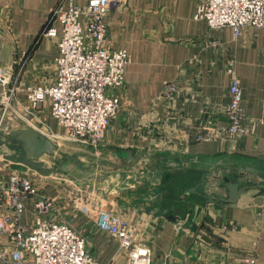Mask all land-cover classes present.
I'll return each instance as SVG.
<instances>
[{
	"label": "crops",
	"instance_id": "0c3cea01",
	"mask_svg": "<svg viewBox=\"0 0 264 264\" xmlns=\"http://www.w3.org/2000/svg\"><path fill=\"white\" fill-rule=\"evenodd\" d=\"M119 1L106 19V42L111 49L128 51L131 60L125 70L124 86L109 91L112 95L120 94L124 105L109 126L101 150L109 152L121 174L129 173L126 180L134 174L129 170L135 165L122 168L124 161L118 156L119 151H133L135 155L147 152L158 159L160 164L152 165L161 172L178 162L179 166L170 171H178L174 184L188 183L184 187L188 195L175 199L166 192L165 202L168 200L170 205L180 202L184 206L180 215L174 211L175 215L166 211L169 206L160 200L159 206H152L148 199L145 203L144 196L140 197L130 186L121 196L122 183L117 180L118 185L114 186L117 189L110 195L113 198L110 209L132 225L137 241L151 248L153 264H227L217 261L223 256L222 251L215 254L204 246L201 234L205 232L195 225L194 203L202 201L201 208L196 204L197 216L207 210L219 222V228H213L207 224L210 221L207 218L205 225L220 236L223 247L230 246L243 264L248 253L256 255L257 264H264V195L250 190L236 205H220L206 204L204 198L186 192L198 187L200 193L206 194L200 190L199 178L202 181L212 175L215 178L219 172L229 173L220 174L222 179L264 183V30L248 27L239 38H235L231 28L213 30L206 20L196 19L197 4L193 0ZM75 3L85 7L88 0ZM68 7L66 0H0V76L9 80L11 90L15 89L14 105L28 106L27 89L56 81L58 40L44 33L53 13ZM234 78L241 83L243 127L247 132L201 139L215 126L227 125L229 87ZM170 83H176L178 91L164 97V89ZM5 90L7 87L0 84V97ZM50 113L47 101L34 112L40 124L32 125L49 138V133H57L54 129L57 121ZM42 122L45 128L40 126ZM41 161L48 167L44 157ZM4 162L0 165V216L15 219L16 213L3 203L7 199L3 192L8 191L14 179H29L37 192L26 202L27 210L20 217L23 225L29 228L40 217L66 222L84 237L88 251L100 262L128 264L127 254L115 240L98 230L94 217L80 212L77 203L67 202L69 195L55 180L57 175L29 176L12 170L11 164ZM119 162L122 164L117 166ZM241 168L259 170V176L243 173ZM158 176L150 174L149 182L153 183ZM208 183L206 188H211L213 182ZM227 195L226 189L223 197ZM42 199L54 203L47 214L35 209L36 201ZM213 207L224 210L221 213L211 210ZM169 217L179 221H171ZM231 223L238 228H230ZM185 225L190 226L189 230L184 229ZM9 247L8 237L1 236L0 252ZM203 247L206 248L202 250Z\"/></svg>",
	"mask_w": 264,
	"mask_h": 264
},
{
	"label": "built area",
	"instance_id": "2783aa9c",
	"mask_svg": "<svg viewBox=\"0 0 264 264\" xmlns=\"http://www.w3.org/2000/svg\"><path fill=\"white\" fill-rule=\"evenodd\" d=\"M66 1L69 7L53 13L44 33L46 37L58 40L56 81L26 90L29 108L22 111V117L27 119L35 115L34 112L49 100L51 116L66 135L85 145L100 147L124 105L120 94L112 95L109 91L124 86L125 70L131 60L128 51L111 49L106 42V19L121 1L88 0L85 7L78 6L75 0ZM193 1L197 4L196 19L206 20L213 30L231 28L235 38L248 27L264 30V0ZM0 84L7 87L2 98L3 105L7 104L5 110H8L16 101L13 97L15 89L9 88L6 77L0 76ZM177 91L178 85L170 83L163 94L169 97ZM229 92L227 125L215 126L201 139L232 137L247 132L243 127V93L238 79L232 80ZM36 192L29 179H14L8 191L3 192L7 197L5 201L3 198V203L16 216L13 221L0 216V238L7 236L10 245L0 252V264H104L88 251L84 237L63 221L40 217L29 228L23 225L20 217L27 210L26 202ZM53 205L50 199L37 200L35 209L47 214ZM94 220L98 230L115 240L127 254L128 264H153L151 248L136 240L134 228L127 220L110 208L97 209ZM245 264L256 263L246 260Z\"/></svg>",
	"mask_w": 264,
	"mask_h": 264
},
{
	"label": "rangeland",
	"instance_id": "374dc122",
	"mask_svg": "<svg viewBox=\"0 0 264 264\" xmlns=\"http://www.w3.org/2000/svg\"><path fill=\"white\" fill-rule=\"evenodd\" d=\"M3 103L4 99L0 97V144L7 141L9 133L12 132V130H15L14 128L27 125H29V127H32L33 124H40V121L37 118H34L35 115H30L31 117H26L27 119L22 117V113L24 112L23 110L28 109L29 104L23 109L19 105L12 104L9 106L8 110H5L7 104L5 102V104L3 105ZM57 123L54 121V129L57 133H54L53 131V134L49 133V135H51V141H53L59 148V151L57 153L58 156H44V158L47 161L48 167L61 169L63 171L62 174L55 177V180L57 181V183H60L65 192H67V195H69L67 197V202L77 203L80 212L88 213L95 217V215H97V209L111 208L113 198L110 197V195H113V193H115L114 189L117 188H114V186L118 185L116 183L118 180L122 183L119 185V188L122 189V191H120L121 196L125 195L127 189H129L128 187L130 186L132 187L131 189L133 191L138 192V195L140 197L141 195L144 196L143 201L145 203H147L145 199H148V201L151 202L152 206H159L160 200L161 203H165V206H169V209L167 208L166 211L172 212L175 215L176 213L180 215V212H182L184 206H177L174 204L170 205V202H168V200L167 202H165V198L168 196L166 192H170L169 195L175 199L180 198L182 195H188L184 192V187L188 186V183L184 185L177 183L174 184L176 178L174 177V174L178 171H170L174 166H179L178 162H174L172 166H169L170 169L167 168L168 170L161 172L160 169L158 170V167L152 165V162L148 158L144 157V160H140L141 162H137L135 166L129 170L134 172V174H131V178H129L130 180H126L127 174L129 173L125 172L124 174H121V171H118V165H121L122 162L116 163V165L118 166L116 167L115 164L110 160L109 152H104L101 150L102 146L94 147L80 143L74 137L66 135L64 130L59 125H57ZM40 126L45 128L44 122H42ZM210 133L211 132H207V134ZM9 153L11 152L6 147L0 145V165H2L1 163H6L4 162L5 156ZM64 155L77 156L82 164V167L79 168L75 162H67L58 168L56 165L57 158L63 157ZM158 164L160 163L158 162ZM222 173L224 172H219L215 177L216 179L214 178V175H209V178H204L205 180H207V183L209 180L213 182V186H210L211 188H206L207 186L205 185L207 183H203L202 179L199 178L198 182L200 183V190H203L206 193L204 195H212L211 193L219 197H223L224 195H226L224 182L229 180V178L225 177V179H222L220 176V174ZM150 174L159 175L156 179H154L153 183L149 182ZM224 174H226V176L229 175V173ZM116 176H119L118 179L115 178ZM259 178H257L256 180H258ZM154 187L156 188L154 189ZM257 193L260 192L257 191ZM151 198L153 200H151ZM198 203L200 204V208L204 204L202 201L194 203V213L196 216L194 220H197V224H195L198 226L197 229L205 232V235L201 234V237H203L201 240L205 241L204 246L209 247V249H211L215 254H217L216 252L218 251H222L224 253L222 257H218L217 261L219 262H227V264H243V260L240 261L236 259L235 256L237 255V253H235L233 249H230V246L227 247L225 245L227 247L226 249L223 247V243L221 241L222 239L220 238V236H217L213 233V229H207V226L205 225V223H207V218L210 219V221L207 223L210 225V227L219 228V222L212 219V215L210 216V212L205 210V212L201 214L203 215L202 217L201 215L197 216L199 215L197 214L196 205ZM211 210L219 211L222 213L224 208L213 207L211 208ZM205 219L206 221H204ZM194 220L191 222H194ZM234 225V223H231L230 228L234 229V227H236ZM189 228L190 226L188 225H185L184 227V229L186 230H189ZM206 234L208 236H206ZM205 237L209 239L204 240ZM200 244H203V242L201 241ZM206 247H203L202 250H204ZM231 255L234 256V258ZM247 255L248 257H246ZM247 255H243L244 257H246L245 261L254 260V262L257 264V257L255 254L252 255L248 253Z\"/></svg>",
	"mask_w": 264,
	"mask_h": 264
},
{
	"label": "water",
	"instance_id": "95a60500",
	"mask_svg": "<svg viewBox=\"0 0 264 264\" xmlns=\"http://www.w3.org/2000/svg\"><path fill=\"white\" fill-rule=\"evenodd\" d=\"M0 145L6 147L11 152L5 156V160L11 164V169L14 171L26 173L29 176L38 174L46 177L63 173L61 169L47 167L45 162L41 161L45 155L57 157L59 148L49 137L34 127L10 132L7 141ZM118 156L124 161L122 168L135 165L144 157L149 158L154 165H158V159L150 156L147 152L135 155L133 151H119ZM67 162H75L79 168L82 167L79 158L71 155L58 157L56 165L59 168ZM241 171L253 175H258L260 172L259 170L250 168H241ZM203 183H207V180L204 179ZM224 187L228 191L227 197H219L215 194L204 195L198 191V187L188 189L186 192L204 198L206 204L220 205H236L240 198L250 190H257L261 195H264V183L256 184L250 180L246 181L245 184L229 180L224 184ZM169 220L178 221L175 217H169Z\"/></svg>",
	"mask_w": 264,
	"mask_h": 264
},
{
	"label": "trees",
	"instance_id": "16d2710c",
	"mask_svg": "<svg viewBox=\"0 0 264 264\" xmlns=\"http://www.w3.org/2000/svg\"><path fill=\"white\" fill-rule=\"evenodd\" d=\"M177 206H182V203L178 202L176 203ZM184 205V204H183Z\"/></svg>",
	"mask_w": 264,
	"mask_h": 264
}]
</instances>
